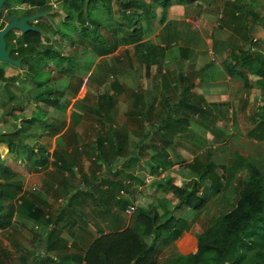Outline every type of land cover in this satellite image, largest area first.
Returning a JSON list of instances; mask_svg holds the SVG:
<instances>
[{"label": "trees", "instance_id": "trees-1", "mask_svg": "<svg viewBox=\"0 0 264 264\" xmlns=\"http://www.w3.org/2000/svg\"><path fill=\"white\" fill-rule=\"evenodd\" d=\"M99 1L106 3V0H64L63 9L67 14L64 23L68 22L72 25L74 36L77 37L76 42L72 41L70 43L79 44L82 42L80 38L83 39L82 36L87 31H93V26L97 20L93 19L92 11L98 6ZM107 1L109 4L106 5H108V10L110 11L111 7L109 5H111L112 1ZM116 2L118 11L115 14L117 25L112 28L113 31L111 33L109 32L110 35L100 36L101 41L97 42V47L94 50L97 57L107 56L120 45L135 44L144 38L142 27L139 25L140 19L138 15L140 13L148 14L149 10L147 9L146 1L116 0ZM169 2L170 0H153L154 4L160 5H167ZM13 3L28 6L34 5L35 0H6L4 7L9 8ZM231 4L237 11L235 13H238L240 18H243L241 23L244 24L243 29L245 30L244 42L246 39L251 42L249 26L256 23H264V14L259 16L256 11L253 12L251 10V5L242 4L239 0H234ZM40 9L47 10L50 9V6L42 5ZM238 15L235 18H239ZM8 16L7 14L4 18L7 19ZM249 16L250 19L248 20L247 17ZM76 21H79V23L77 24ZM249 22L252 23L248 26ZM0 27H2V23H0ZM10 32L9 38L6 37V49L11 57L22 59L21 66L26 65L28 72L32 73L27 76L31 78L29 79L30 81L33 80L35 86H41L42 84L39 81L41 67L31 64L28 59L34 57L43 61L47 66L48 62L54 57H59V63L63 59L71 61V57H75L59 54V51L52 49L51 44H42L43 37L40 36L38 31H28L22 34L20 38H16L13 31H9L8 34ZM57 32L61 33L62 39L66 37V34L62 33L60 29ZM91 37L93 39L91 43L94 44V39H97L98 36L94 32ZM44 38L50 40V37L46 36V34ZM236 41L240 40L236 39ZM233 46L235 44L230 41L214 42L216 50ZM165 51V48L161 46L155 49L153 63L156 64L159 72L164 69L163 63L166 60L170 61L169 54ZM225 61L233 68L238 64L241 67L247 66L250 74L258 77L256 81L261 89V104L256 111V116L258 129L264 131V54L256 51L252 46L246 49L239 47L231 53L228 50ZM165 72L167 73L168 70L165 69ZM16 77L18 76L6 75L5 69L0 66V82L14 83L16 82ZM244 78L243 82L249 86L248 79L246 76ZM45 83H48V79ZM81 85V79L71 76L65 89L62 90L61 86L57 84L54 86L53 91L45 90L37 93L36 103L46 104L53 109H59L65 105V101L63 102L62 97L51 96L50 93L63 94L65 92V94L69 93L75 96ZM191 86L181 91L182 98L178 101L165 100L164 105L162 104L163 109H159V111H163L161 117H158L159 126L152 127L150 123H147L149 129L141 132L140 137L134 142L128 158H125V149L130 140L129 134L122 127H114L112 125L113 119L109 109L113 107L114 100L111 97L104 99L106 94H100L98 96V104L86 110L88 114L97 116L101 127V130L95 134L96 137L92 141L93 159L90 162V171L81 174L79 170L73 169L76 166L75 164L65 159L66 155L74 156L77 147H72V152L68 154H66L65 149H55L50 154L53 157L51 165L54 169L66 170L70 176H76L77 171L80 174V181L64 192L66 196L62 206L71 205L72 201L75 200V196L81 190H89L93 181L100 179V175L97 173L100 168L111 167L120 158H122V161L119 170L111 173V178H101L102 181H109V183L117 185L118 188L122 187V178L129 176L125 172L123 174V171L130 162L147 158L149 172L155 177L167 170L172 165L168 146L172 144L174 135H179L190 122H193L194 126L198 123L207 128L202 120L205 117V108L200 106L198 101H189L190 93L186 91H189ZM83 100H76L74 107L77 102H83ZM153 106V103L149 102L147 104L148 108L144 112L141 111L142 109L129 111L127 114L128 119H131V116H139V120L149 122V114ZM180 107L185 109L182 110ZM179 111H183V117H175ZM71 117L73 124L75 117L80 120L82 114H77V111L73 110ZM35 119L34 116L25 121L32 124ZM210 121L215 124V119H210ZM62 126H64V122H62ZM176 128H179L180 132H177ZM188 132L193 133L192 129H188ZM250 134L255 136L256 139L263 138L264 140V136L261 138L260 133L257 131L251 130ZM75 136H77L75 133H71L68 141L70 143L77 142ZM13 152H15V155H19L16 147L13 148ZM211 155V152L208 151L203 160L194 157L191 162L186 164L187 168L193 173V184L190 186L181 187L174 184L171 180L165 181L163 178L155 181L154 184L163 186L166 191L171 192L176 198L177 202L173 208L167 206L160 212L157 206L152 203L147 206H137L130 216L131 220L121 231L101 232L99 236L89 243L82 255L56 257L53 260L54 264H65L64 260L69 257L73 259L74 264H160L158 258L160 248L157 246V241L173 242L184 231H188L191 225L190 221L185 218H175L172 211L188 207V210L191 208L195 213H200L208 200L207 197L196 195L197 186L204 181H210L211 195L220 194V187L230 183L237 174L242 176V179L235 183V185L238 184L239 186L235 188L237 195L233 199L230 195H227V200H224L228 205H231V208L227 211H220L217 216L212 217L202 231L196 234L197 243L194 250L188 253H173L168 258L169 261L163 264H264V165H254V162L246 160L248 158L241 156L237 152L233 153L228 164L222 168L226 171V174H224L225 180L222 184L223 178L221 175L223 174H218L217 168L219 165L212 160ZM48 156L49 154L45 153L43 148L38 162L43 165L46 164ZM122 174L123 177L121 178ZM2 175L4 178L0 180V199L5 198L8 203L6 212L3 218L0 219V228L7 226L14 214L25 213L24 209L29 204H32L34 212L39 211L36 207L34 208V204L29 201L27 195L31 194L36 199L37 193H27L25 191L22 193L21 186L10 180L11 174L7 173L6 168L3 169ZM189 187H191L190 190ZM84 193L88 194L85 191ZM117 203H121L124 206L128 201L121 200L118 197ZM46 221L50 223L52 220L46 218Z\"/></svg>", "mask_w": 264, "mask_h": 264}, {"label": "rangeland", "instance_id": "rangeland-1", "mask_svg": "<svg viewBox=\"0 0 264 264\" xmlns=\"http://www.w3.org/2000/svg\"><path fill=\"white\" fill-rule=\"evenodd\" d=\"M110 1V0H109ZM112 3L109 5L111 7L110 11L108 10V1L106 0V3H103L99 1L98 6L92 11L93 19L97 20L96 24L93 26V31H87L86 34H84L82 42L79 44L70 43L72 41L76 42L77 37L74 36L73 27L68 22H61L62 16L66 14L61 4L59 3L56 7H53L55 9V17L52 19L51 16L45 18L46 22H52L54 24L53 26L55 28L59 27L60 31L64 34H66V37L61 36V33L57 32L56 30L53 32L51 31H45L46 36L50 37V40H47L43 36L42 44H51L52 49L59 51V54L61 55H71L75 56L76 59L71 57V61L68 60H61V63H59V57H54L51 59L47 66L43 63V61L38 60L36 58H30L28 59L31 64H35L40 69V75H39V81L42 82L41 86L34 85L33 80L30 81L28 76H30L27 66H20L16 67L12 64L6 63V62H0V66H2L5 69L6 75H14L18 76L16 77L17 83L7 82L5 84V93H2L1 91V98L2 101L7 100L9 102H12L14 98H19V100H23V105L21 108H18L15 110V114H20L21 111L24 114L30 113V107H33L32 104H28L30 100L32 102H36V95L37 93L43 92L45 90L53 91V88L55 85L59 84L63 89H65V86L68 84L69 77L75 76L82 80V85L80 86L78 93L74 96L72 94L67 93L69 97L72 98L70 103H73L76 101L79 97H84L83 102H77V105L73 108V106L70 104L69 107L63 112L67 113V115L70 116L68 125L72 126L71 122V113L72 110L81 108V110H87L90 107H93L94 105L98 104L99 96L102 93L106 94V97L104 99H107L110 97L109 95H112L111 89H110V82H112L113 79H118L119 81H122V83H125V86L127 85V88H131L134 86V83H137L136 79L141 78V87L147 92V94L141 93L140 96H137L136 100L137 102L135 105H139V102H141V110L142 112L147 110V105L145 103L144 98L149 100V102L153 103V108L151 109V112H156V110H162L165 103V100L174 101L176 100V95L172 90H164L160 87V77L159 74H156L154 77H151L150 80L145 76H143V64L154 62V54H155V44L159 42L158 40L155 41L153 39V36H150L155 30L159 32V28H162L160 31V35H164L167 32V29L165 27V23L167 22L166 18H164L165 9L170 8V6L178 4L177 0H170L169 4L167 5H160V4H154L152 1L147 0L148 3L147 9L157 10V12H161V14H158L157 18L154 20H151L152 17L150 14H144L141 15L139 25L142 27L144 38L135 44H129V45H120L115 49L113 52H111L107 56L97 57L95 53V49L97 47V42L101 41L100 36L102 35H110V33L113 31L112 28L116 27V16L115 14L118 13L117 11V2L116 0H111ZM146 1V2H147ZM55 2V0L53 1ZM214 3V0L213 2ZM167 7V8H166ZM261 13L264 11V6L260 7ZM212 13H210L212 20L202 21L203 24L206 22L212 29V31L205 32L203 30V26L200 22L197 21H186L188 23L183 24L180 22H172L174 23V28L177 30L178 33L177 42L173 46L170 47L169 50V57L170 61H167L164 65V69L168 68H178L181 69V65H177L173 63V61L180 59H186L183 54L180 53V57L174 58L179 53V48H184L182 46L189 47L194 50H198V53L195 55V60H198L199 63L204 62L206 60H218L216 54L214 52H210L209 48L211 47V40L212 37L215 40L218 41H230L235 44L233 47H228L229 52L236 51L239 47L241 48H247L249 46H252L256 51H259L264 54V23L262 24H252L249 26L252 22L248 23L249 26V36L251 37L252 41L250 42L249 39H246L244 42L243 36L245 35V30L243 29V25L239 21H235L233 26L237 25V27L240 29V32L238 35L242 37V39L238 36L236 39H239L240 41H236L235 38L230 36L231 33H237L235 31H232L233 26H225V27H219L218 21L216 18L219 17L220 11L218 8V5L215 3L212 5ZM216 11V12H215ZM263 15V14H262ZM156 15H154L155 17ZM121 18V16H119ZM52 19V20H51ZM164 19V20H163ZM166 21V22H165ZM59 23V24H58ZM185 23V22H184ZM223 24V22H221ZM235 28V27H234ZM236 29V28H235ZM244 30V31H243ZM13 31V30H11ZM237 31V30H236ZM14 32V31H13ZM95 32V34L98 36L97 39H94V44L92 39V35ZM110 32V33H109ZM9 34H7V38H9ZM16 38L17 32H16ZM149 36V37H148ZM70 37V38H69ZM76 37V38H75ZM235 37V36H234ZM72 38V39H71ZM172 38L174 39L175 36L172 35ZM233 38V39H232ZM69 39H71L69 41ZM151 39V40H150ZM163 40H166V37L163 38ZM162 43V42H161ZM166 43V42H163ZM241 43V44H240ZM214 51V50H213ZM228 50H226V56H227ZM186 55V54H184ZM188 56V54H187ZM192 58L194 55H191ZM189 56V57H191ZM222 56H225V53H222ZM220 56V57H222ZM187 60V59H186ZM172 61V62H171ZM46 63V62H45ZM45 65V66H44ZM156 65V64H155ZM224 66V65H223ZM136 69V72L138 75H134V71ZM45 68V69H43ZM212 66L209 67L207 72H211ZM88 70H90L88 72ZM88 72V73H87ZM141 73V74H140ZM127 74L128 78H125ZM28 75V76H27ZM203 76V75H202ZM232 77V76H230ZM87 78V81H86ZM258 78V77H256ZM48 79V83H45ZM255 77L250 76V84L249 87L242 82L235 78H230V91H229V102L226 105L225 113L224 115L217 119L215 124L210 121L211 117H208L207 114H205V117L202 118V120L205 122L204 125H206L207 128H204L201 124L196 123V126H194L193 133L190 132H181L179 135H174L173 141L175 144H171L168 146L170 157H173L175 166L170 171H168L167 174L164 175L165 179H170L173 183L187 186L193 184V177L191 176V179L188 181L183 180V177H188V175H184L188 169H186V164L191 162L194 157H197L201 160L204 159L206 153L208 151L211 152L212 160L218 164L217 172L219 175L222 176V184L224 183V174H226V171L223 168V166H226L228 164L231 156L233 153H238L243 157H246L248 162H254V165H264V131H261L262 129H258V121L256 116V111L258 110L259 105L261 104L260 100V86L257 84V82L254 81ZM22 82V83H21ZM170 84H176L177 80L173 77H170V79L167 81ZM244 83V84H243ZM85 84L86 86H84ZM148 84V85H145ZM146 87H148V90L146 91ZM86 88V89H85ZM194 89V88H193ZM131 90V89H130ZM63 92V91H62ZM51 96H59L65 97V92L62 93H50ZM114 94V93H113ZM165 97L164 100L161 101L157 100L160 97ZM114 100L113 107L110 108V114L113 119V124H116L115 126H120L123 129L126 128H134V132L128 133L130 136V144L127 145L125 149V157L127 158L130 155L131 147L133 142L137 140L138 137H140L141 132L144 128V123H135L133 124L131 121H127L126 112L124 111V108H126L124 105L127 103V105L131 104V101L125 102L123 99L124 96H115L112 97ZM103 100V99H102ZM101 100V101H102ZM146 100V101H147ZM104 101V100H103ZM112 101V99H111ZM158 102V105L156 106ZM17 103V101H15ZM14 103V104H15ZM40 104V103H39ZM198 104V102H197ZM26 105L29 106L26 110ZM199 105L202 106V103L199 102ZM4 106V105H3ZM129 108V107H128ZM181 109H185L180 107ZM207 107L205 106V112H207ZM26 110V111H25ZM63 110V108H62ZM136 110V109H134ZM45 112H48V110H44ZM58 113V111H54V115ZM60 116V115H59ZM66 115H62V117H55L53 115L47 116L45 120L48 123L54 124L52 127V134L57 132L58 129L57 126L59 124L62 125L60 121L65 120ZM38 118V117H36ZM76 119V117H75ZM77 120V119H76ZM82 121H74V124L77 125L76 129L78 130L77 133V142H92L93 139L96 137V133L99 129L100 124L98 123L97 117L95 115H88L84 113ZM149 122L151 119H148ZM217 121H220L219 124H217ZM36 122V121H35ZM127 124H126V123ZM145 122V121H144ZM147 121V123H149ZM65 124V122H64ZM79 124V125H78ZM126 125V126H125ZM51 126V124L49 125ZM130 126V127H129ZM36 127L39 128L38 134L40 130L43 129V123L39 121L36 122ZM75 127H72V130ZM97 129V131H95ZM37 130V129H36ZM34 129V131H36ZM70 130V129H69ZM68 130V131H69ZM146 131V129H144ZM257 131L260 133V136L262 139L255 138V136L250 134V131ZM137 131V132H135ZM43 133V132H42ZM28 133V135H21L20 138L19 134L15 137V147L18 148V140L22 141L24 143L25 141L32 144H37L40 141L46 140V138H42L40 135L33 136ZM51 136L50 133H48ZM56 134V133H55ZM54 134V135H55ZM158 138V137H157ZM50 140V138H48ZM128 142V143H129ZM89 148V147H88ZM22 153L24 150L22 148L18 149ZM28 151V150H26ZM8 153H6L3 158L0 157V161H7ZM13 157V156H12ZM21 157V156H20ZM22 161L24 160V157H21ZM254 159V160H253ZM120 163L122 159H119ZM119 163V164H120ZM9 164V162H8ZM10 165L15 168V170L20 175H23V180H17L16 182L20 183L25 189L26 192L30 193H40L39 187L34 183L32 177L34 175L28 173L24 174L23 166L19 167L17 164H12V160ZM5 165H1V169L4 168ZM80 168V169H79ZM85 168V170H84ZM136 168V164L132 167ZM44 169V168H42ZM77 169L80 171V173H88L90 171V164H84V165H78ZM55 172V169H53ZM125 171H123L124 174ZM146 172L148 175L151 176L148 169H146ZM45 174V172L43 173ZM42 174V175H43ZM123 174L120 176L123 177ZM17 176V177H19ZM49 176L57 177L58 175L56 173L51 174ZM118 177V178H120ZM127 178L123 177L122 180H126ZM148 183L145 186L138 187L139 191L134 190V201L131 204H138L147 206L150 204V202L153 200L152 195L154 193L152 192H160V189L155 188L154 186L150 185V181L152 179L148 178ZM242 179V176L237 174L230 183L227 185H224V187H220L221 193L211 195V187L209 186L211 183L210 181H204L201 185H198L196 188V195L201 197H207V204L201 209L200 213H195L191 208L188 207L183 208L181 210L176 209L172 211V214L175 218H185L188 221H190V235L187 241V244H185L181 249L187 250L190 247H194V238L193 236L196 235L198 232L202 231L205 226L211 221L212 217L217 216L220 211H227L231 208V205H228L226 203L227 195H230V197L233 199L237 195L235 192V188L238 186V184L235 185V183L239 182V180ZM44 181V188L48 189L50 192V198L48 200V209L52 210L51 213H56L57 206H62L63 200H65L66 193H64V188L58 190V188H53L52 186L45 185ZM79 182V179H78ZM125 185H128L126 183ZM235 186V187H234ZM42 187V186H41ZM40 187V188H41ZM239 187V186H238ZM157 190V191H155ZM199 192V193H198ZM201 192V193H200ZM164 193L161 192L159 196H162ZM81 195H79L77 198H79ZM169 197L173 199V201L177 200L173 196V194L169 193ZM83 203L84 205L89 204L88 196L83 194ZM130 205V204H129ZM172 207V206H171ZM185 207V206H184ZM64 209L63 211H65ZM125 210V209H124ZM160 212L162 209H160ZM6 212V209H5ZM5 214V213H4ZM125 214V212H124ZM107 216V215H105ZM125 218L128 221L131 220L128 218L125 214ZM180 239V238H179ZM177 239L173 242H163L162 240L157 241V246L160 248L158 258L159 263L163 264L169 261L170 255L173 253L179 252L177 249H180L177 242H180V240ZM181 245H183V242H181ZM180 249V250H181ZM64 255H61L58 258L63 257Z\"/></svg>", "mask_w": 264, "mask_h": 264}, {"label": "crops", "instance_id": "crops-1", "mask_svg": "<svg viewBox=\"0 0 264 264\" xmlns=\"http://www.w3.org/2000/svg\"><path fill=\"white\" fill-rule=\"evenodd\" d=\"M150 1L153 2V0ZM232 1L234 0H214V3H212L213 0H177L178 4L172 5L170 6V8L165 9L166 16L164 15V18L167 19L166 20L167 22L165 21L166 22L165 27L167 26L166 34L160 35V31L162 30V28H159L160 29L159 32L157 31L158 30L157 29L155 30V32H153L150 35L153 36L152 38L155 39V41L156 40L159 41L155 44L154 50L158 46H161L165 48L166 53H169L170 47L176 44L177 42L176 40L178 37V33L176 32L177 30L174 28V23L176 22L186 24L188 23L186 21H197L202 24L203 30L205 32L212 31V29H214L215 27L211 28L207 22L209 20H212L210 13L213 12L212 5L215 3L218 5L220 11L219 17L216 18L218 21H220L218 22L219 27H225L227 25L233 26L234 25L233 23L235 21L242 22L243 18L242 17L240 18V15H238V13H235L237 11L232 6L231 4ZM239 2H242V4L248 6L251 5V10L253 12L256 11L259 16L264 14V11L262 13L260 12L261 11L260 7L264 6V0H239ZM146 3H148V1ZM144 14L145 13H140L138 15V18L140 19L141 15L144 16ZM148 14L151 15L152 17L151 20H154L155 18H157L158 14H161V12L159 13L157 12V10H155L154 12V9L152 10L151 8ZM154 15L156 16L154 17ZM236 15H238L239 18H235ZM247 18L249 20L250 16ZM202 21H207V22L203 24ZM221 22H223V24H221ZM241 24L244 25L243 23ZM232 31H235L237 33L235 34L231 33L230 36H232L233 38H237L239 36L242 39V37L238 35L240 29L237 27V25L232 27ZM172 35L175 36L174 39L172 38ZM164 37H166V40H163ZM214 38L212 37L211 47L209 48V51L214 52L218 60L215 61L206 60L204 62L199 63L198 60H195V55L198 53V50H194L189 47L182 46L184 48H179V53L174 58L180 57V53H181L187 60L179 58L178 60L173 61V63L176 64V66L181 65L180 70L178 68H168L167 73L165 72V69H162L161 72H159L158 67L153 62H151V63L143 64L142 74L143 76H145V78L147 77L149 80L151 77H154L156 74H159L160 87L163 88L164 90L165 89L172 90L177 96L175 101H178L180 98H182L181 96L182 90H185V88H188L189 86L192 85L189 91H186L190 93L189 101L201 102L204 108L205 106L208 108L207 112H205L206 111L205 110L204 113L207 114L208 117H211L210 119H215L216 122L217 119L221 118L224 115L223 113H225V109L227 107L226 105L228 104L230 99L228 95L230 88H232L230 87V82H229L230 78L233 77L243 82V80H245L244 77L246 76V78L248 79V83L250 85L251 84L249 81L250 76L255 77L254 80L255 82H257L256 81L257 76L250 74V72L247 70L248 69L247 66L241 67L239 66V64L235 68L230 66V64L227 61H225L226 50H229L226 48L228 47L218 48V50H216L214 48V42L215 41L221 42V41L215 40ZM241 49H245V48H241ZM222 53H225V56H222ZM191 55H194L193 58ZM166 62L167 60L163 63V65ZM210 66H212L211 72L208 73L207 70L209 69ZM134 69L135 71L133 73L136 76L138 75L136 72L137 68L135 67ZM89 71L90 70H88V72ZM170 77H173L176 80L178 79L176 84L173 85L167 82L170 79ZM125 78H128L127 74ZM136 81L138 82L134 83V86L131 88H127V85L125 86L126 82L122 83V81H119L118 79L116 80L113 79L112 82H110V89L112 95L109 96L111 98L114 97V95L115 96L122 95L124 96L123 99L125 100V102L131 101L130 102L131 104L127 105V103H125L124 105L126 107L124 108V111L126 112L127 121H128L127 114L129 111L134 109L143 110V108H141V104H142L141 102H139L138 107H136L137 105H135V103L137 102L136 100L137 96H140V94L144 93L145 90L141 87V83H142L141 78L136 79ZM6 85L7 84L0 82V157L3 158V156L6 153H8V155L6 156L7 161L1 160L0 164L5 165L4 168L7 169V173L11 174V176L9 177L10 180L21 186L22 193L25 191V189H23L25 187L22 186L23 184L21 185L16 181L17 180L20 181L21 178L23 180V175H20L21 176L20 178L19 173L15 170V168H13L12 165H10L11 160H12V164L14 165L17 164L18 168L23 166L22 171L24 172V174L30 171L31 172L30 174L34 175L32 179L34 183H36V185L39 187L41 192L37 193L38 196L36 199H34L31 194H27L29 201L33 203L34 208L36 207L37 209H39V211L34 212L33 211L34 209L32 208V204L31 205L29 204V206L25 207L24 209L26 211L25 213L19 212L17 214H14L10 223L5 227L0 228V264H54L53 260H55L56 257H60L61 255L71 256V257H73L74 255H82L85 249L87 248V246L89 245V243L95 237L99 236L101 232L109 233L113 231H121L125 226H127L126 225L127 219L125 218L124 209H126L127 206H129V204L135 205V209H136L137 204L136 203L131 204L134 201L133 191L134 190L139 191L138 187L145 186L148 183L149 180L148 178L152 179L150 181L151 186L160 189V192H158L157 190H155L157 192H152L154 194L152 195L151 199L153 200L150 202V204L151 203L155 204L158 209L160 208L162 210L164 207L166 208L167 206H169L170 208H173V206H175L176 201H173L172 197L171 198L169 197V193L171 194V192L166 191L165 188L161 185L154 184L156 180L162 178L165 181L170 180V179H165L164 175L167 174L168 171H170L175 166L173 157L171 156L172 165L167 170L160 173L158 177L152 175L150 176L147 174L146 169L149 170L147 158H141L139 161L130 162L128 166L124 168L125 173H127L129 176L127 177L126 180H121L122 187L120 188H118L117 185H114L113 183H109V181H102L101 179V178H111L112 176L111 173H114L115 171L119 170L121 164L120 161L118 160V162H114L111 167H107V168L102 167L97 171V173H99L98 175H100V179L93 181L92 186L89 187L90 188L89 190H81L80 192L77 193V195L75 196V200L72 201L71 205L67 207L57 206L55 210L56 213L54 212V214H52L51 213L52 210H49L47 207L48 200L51 195L48 189L44 188L43 186L44 181H46L45 185L47 184L49 186H52L53 188H58V190L59 189L61 190L63 187L64 188L63 192H65L67 189H71L73 185H76L78 183V179L80 181V177H79L80 174L77 171L76 176H70L68 171L58 170V169H55V172H53L54 167L51 165L53 157L50 154L55 149H65L66 154H68L69 152H72L71 151L72 147H77V150H75V155L74 156L66 155L65 159L69 160L70 163L75 164L76 166H74L73 169L78 170L77 169L78 165L90 164L91 160L93 159L92 142L81 141V142L70 143L68 141V137L70 136V134L75 133L77 135L76 132H78V130L76 129L77 125H75L74 123L72 124V126L68 125L70 116L67 115V113H63L65 112L64 109L66 110L70 104L74 108L75 101L73 103H70L72 98L69 97L67 94H65V97L62 96V100L63 102L65 101L64 102L65 105L61 106L59 109H53L52 107L47 106L46 104H42V103L39 104L36 102H32V100H30L28 104H32L33 107H30L29 114H24L22 113L23 111H21L20 114L17 113L15 114V110L17 109V107L18 108L22 107L23 100H19V98H14L12 102H9L8 100L7 102L2 101L1 91H3L2 93H5L4 90L6 88ZM83 85L86 86L85 84ZM147 90L148 87H146V91ZM145 94H147V92H145ZM78 99H84V97H79L76 100ZM160 99L162 101L165 99V97L162 96L157 100ZM143 100H145V103L147 102L146 105L149 103V100H147L146 98H144ZM15 101H17V103H15ZM4 103L6 104L5 106H3ZM157 105L158 102L156 106ZM27 108H29V106L26 105V110ZM44 110H48V112H45ZM54 111H58V113L54 115ZM74 111H77V114H82L81 119L83 118L84 113L88 114L85 110H81V108L78 107L77 109H74ZM162 112L163 111L156 110L155 113L151 112L149 114L150 116L149 119H151L149 123L152 125V127L159 126L160 121L158 120V117H161ZM182 112L183 111L177 112L176 113L177 116L175 117H183L182 115H184V113L182 114ZM63 114L67 116L66 121L65 120L60 121L61 123L65 122L64 126L59 124L56 128L58 129L57 132H55L56 134L55 133L52 134V127L54 126V124L52 123V121L51 123L46 122L45 121L47 120L46 117L53 115L58 118L60 116L62 117ZM34 116L35 118L36 117L38 118H36L32 124L25 121L26 119L32 118ZM130 118L131 119H129V121H131L133 124L138 122L140 123L143 122L144 123L143 130L146 129L147 131L149 129V125L147 124V121L144 122L139 120V116H131ZM81 119L80 120L75 119L73 121H78L79 123V121H82ZM39 120L40 122L43 123L44 126L43 129L40 130L41 134L40 133L38 134L39 128L36 127V122ZM71 122H72V117H71ZM219 123L220 121H217V124ZM50 124L51 126H49ZM112 125L114 127H120V126H115L116 124H112ZM72 127H75L74 128L75 130H72ZM127 127L128 125L126 126V128H124L125 132L127 133H130L131 131L134 132V128H131L130 126H129L130 128ZM34 129L37 130L34 131ZM176 129L177 132H180L179 128ZM188 129L189 130L192 129V131H194L193 122H190V124L187 127L185 126L182 132H188ZM100 130L101 127L99 126L98 131ZM95 131H97V129ZM33 132L35 134H31V135L33 136L40 135L42 136V138H46V140L40 141L37 144H32V143L30 144L26 141L22 143V141H19V139H17L19 143L17 149L22 148L24 152L22 151L21 153L20 150H18L19 155H15V152H13V148L15 147V142H14V140L16 139L15 137L19 134L20 135L19 137L21 138L23 135H28V133L30 134ZM48 133H50L51 136H47L49 135ZM48 138H50V140H48ZM9 143H11V145H9ZM173 143L175 144L174 141L172 142V144ZM128 144H130V142ZM133 144L132 147L134 146ZM43 148L45 150V153L47 152L49 154L48 161L44 165L38 162V160L41 158V153L43 151ZM20 156L24 157L23 161L22 159H20L21 158ZM135 164H136V168H132ZM3 169H1L0 167V180L4 178L2 175ZM186 169L188 168L186 167ZM44 172L45 174H43ZM54 173H56L58 176L57 177L49 176ZM184 175H188V177H183V180L185 181L191 179V176L193 177V173L189 169L184 173ZM126 183H128V185H125ZM179 186L183 187V185H179ZM189 188L191 189V187ZM84 191L87 192L88 194H85ZM161 192H163L164 194L162 196H159ZM83 194L88 196L89 204L87 203V205H84L83 203ZM79 195L81 196L77 198ZM118 197H120L121 200H127L128 203L122 206L121 203H117ZM165 200L167 203L165 202ZM7 203L8 201L5 198L0 199V219L3 218L4 216ZM140 205L138 204V206ZM64 209L66 210L63 211ZM126 216L130 218L131 215L129 216L126 215ZM46 218H49L52 221L50 223H47ZM190 233H191L190 229L188 231H184L183 234L179 237L180 239L178 238L180 242L177 243L180 249L185 244H187ZM193 238H194V247H190L187 250H183V249L181 250L177 249V250L180 251L181 253H188L194 250L196 248V243H197L196 235H194ZM181 242H183V245H181ZM71 257L65 259L64 263L74 264V261Z\"/></svg>", "mask_w": 264, "mask_h": 264}, {"label": "flooded vegetation", "instance_id": "flooded-vegetation-1", "mask_svg": "<svg viewBox=\"0 0 264 264\" xmlns=\"http://www.w3.org/2000/svg\"><path fill=\"white\" fill-rule=\"evenodd\" d=\"M53 1L54 0H35V4L34 5H28V6H25L24 4H15V3H13L9 8H5L4 5H3L2 11L0 13V23H2V27H3L9 21V17L11 15L16 16L18 19H21L23 17H29V16H32L34 14H38V13H41V12H46L45 15L40 16V17H38V18H36L34 20H31V21L27 20V23L30 26L36 27L35 30L31 29V30H28V31H38L40 33V36L43 37L45 35V31H51L52 32V31H55V30L56 31L59 30V27L55 28L53 26L54 24H52L51 21L50 22H46V19H45V18H47L49 16H51L52 19H54V17H55V9H53V7H56L59 3H61V2L63 3L64 2V0H55V2H53ZM63 4H61L62 7H63ZM42 5H49L50 9L41 10L40 7ZM7 14L9 16L6 19V18H4V16L7 15ZM66 16H67V14H64V16H62V21L61 22L65 21ZM76 23L78 24L79 21H76ZM2 27H0V28H2ZM13 31H14L15 35H16V32H17L18 38H20L22 36V34H24L18 29H15ZM6 35L4 36L5 41H6ZM6 48H7V44H6ZM21 62H22V60H21ZM20 66H18V67H20Z\"/></svg>", "mask_w": 264, "mask_h": 264}, {"label": "water", "instance_id": "water-1", "mask_svg": "<svg viewBox=\"0 0 264 264\" xmlns=\"http://www.w3.org/2000/svg\"><path fill=\"white\" fill-rule=\"evenodd\" d=\"M6 0H0V13L2 11L3 5ZM46 12H41L38 14H34L29 17H23L21 19H18L16 16L11 15L9 17V21L0 28V62H6L9 64H12L14 66H20L21 65V58L14 59L10 56L9 52L6 50V41L4 36L11 30L18 29L22 33L27 32L28 30H35L36 27H32L27 23V20H34L40 16L45 15ZM190 190V188H189Z\"/></svg>", "mask_w": 264, "mask_h": 264}, {"label": "built area", "instance_id": "built-area-1", "mask_svg": "<svg viewBox=\"0 0 264 264\" xmlns=\"http://www.w3.org/2000/svg\"><path fill=\"white\" fill-rule=\"evenodd\" d=\"M134 210H135V205H129L124 211H125V214L129 216L132 214Z\"/></svg>", "mask_w": 264, "mask_h": 264}]
</instances>
